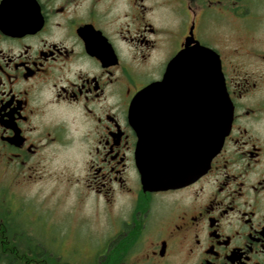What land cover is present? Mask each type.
I'll return each mask as SVG.
<instances>
[{
  "label": "flooded vegetation",
  "instance_id": "af4514ba",
  "mask_svg": "<svg viewBox=\"0 0 264 264\" xmlns=\"http://www.w3.org/2000/svg\"><path fill=\"white\" fill-rule=\"evenodd\" d=\"M198 44L217 55L229 133L204 174L145 189L137 94L160 85L165 158L194 154L225 108L202 59L166 81ZM41 182L66 214L105 223L83 233L87 251L35 215ZM0 264H264V0H0Z\"/></svg>",
  "mask_w": 264,
  "mask_h": 264
},
{
  "label": "water",
  "instance_id": "95a60500",
  "mask_svg": "<svg viewBox=\"0 0 264 264\" xmlns=\"http://www.w3.org/2000/svg\"><path fill=\"white\" fill-rule=\"evenodd\" d=\"M200 59L202 63L211 67V95L218 94L221 103L225 105L226 102V105L222 110L210 111L208 123L205 126L202 124L200 133L195 135L194 154H189L187 157L165 158L159 156L154 148L156 106L160 85L151 84L146 87L137 94L131 104L130 122L139 138L137 163L145 189L165 190L192 182L206 172L229 133L233 110L223 80L220 83V76L215 69L218 63L215 52L199 44L195 50L185 49L171 63L166 74V81L175 78V72L180 66L188 67L193 62L198 63ZM203 59H205L204 62Z\"/></svg>",
  "mask_w": 264,
  "mask_h": 264
},
{
  "label": "rangeland",
  "instance_id": "374dc122",
  "mask_svg": "<svg viewBox=\"0 0 264 264\" xmlns=\"http://www.w3.org/2000/svg\"><path fill=\"white\" fill-rule=\"evenodd\" d=\"M48 194L49 189L44 182L36 183L34 185L33 202L35 215L44 216L45 214H49L51 221L57 222V227L53 229L56 231V234H58V232L63 229L66 231V233L74 231V228L78 229L76 231L77 234H75V237H77L80 242L84 243L83 249L84 251H87L88 244H86V237L83 233L106 231L105 223L100 220L97 221L95 217L90 216L92 213V208L77 207L76 209L78 212L69 215L66 214L68 206L58 204L54 200L55 198L49 200L47 197ZM72 242V240L67 241L68 247L71 246Z\"/></svg>",
  "mask_w": 264,
  "mask_h": 264
}]
</instances>
